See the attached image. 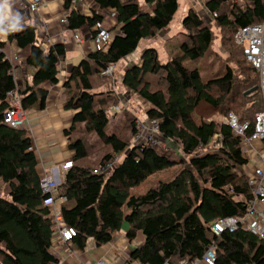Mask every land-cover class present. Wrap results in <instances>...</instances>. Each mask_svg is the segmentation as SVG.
Instances as JSON below:
<instances>
[{
  "label": "trees",
  "instance_id": "16d2710c",
  "mask_svg": "<svg viewBox=\"0 0 264 264\" xmlns=\"http://www.w3.org/2000/svg\"><path fill=\"white\" fill-rule=\"evenodd\" d=\"M92 1L99 9L113 10L115 24L104 25L114 32L112 39L105 49H90L73 65L63 87L68 92L65 107L74 110L65 133L69 136L80 124L112 152L104 153L99 168L130 143L136 115L127 112L125 127L109 133L108 109L118 105L117 97L107 90L95 91L104 79L93 81V76L134 53L143 40L160 37L177 12L179 0H142L143 4L138 0ZM246 1L250 4L240 6L228 0H206L204 6L211 18L207 22L188 9L181 21L186 38L178 54L163 62L157 48L147 46L124 71L121 85L146 103L147 119L158 121L160 135L178 144L187 157L170 180L138 194L131 192L134 186L179 161L148 145H135L127 147L125 156L110 170L96 173L95 166L83 163L88 152L80 138L68 141L72 166L65 171L58 192H43L31 138L24 128L3 121L10 107L6 92L17 85L23 109H45L49 87L58 82L65 46L62 42L43 46L34 23L15 32L11 25L6 28L0 48L13 43L24 50L23 62L31 73L15 80L11 70L16 66L0 51V179L5 187V191L0 189V264L56 262L53 207L47 203L52 197L60 199L62 221L75 229L69 242L78 247L89 238L97 246L110 242L124 222L129 225V239L140 232L143 240L124 264L132 260L178 264L183 257H201L208 245L215 247L216 264H264V239L242 227L219 234L212 230L219 218H241L247 213L252 193L244 172L237 168L247 165L249 159L241 137L227 123L199 118L200 112L205 116L221 111L224 119L233 112L240 121H252L262 107L258 73L233 39L238 27L263 17L264 0ZM63 5L68 8L67 2ZM66 19L71 31L93 28L96 21L103 20L95 10L84 15L76 8L69 10ZM214 29L230 59L237 62L239 52L246 67L233 69L226 59L222 74L203 81L200 70L184 61L196 62L205 55L215 37ZM126 128L129 135L123 134Z\"/></svg>",
  "mask_w": 264,
  "mask_h": 264
},
{
  "label": "crops",
  "instance_id": "0c3cea01",
  "mask_svg": "<svg viewBox=\"0 0 264 264\" xmlns=\"http://www.w3.org/2000/svg\"><path fill=\"white\" fill-rule=\"evenodd\" d=\"M64 2H67L68 8H65ZM72 8H76L84 15H91L93 10L97 11L102 16L103 25L112 26L116 22V16L112 9H99L92 0H85L84 2L79 0H64L63 2L51 0L44 7H41L36 14V16H39V19L48 22V28L42 31V27H40L41 30L38 32L42 45L48 46L46 38L50 37L52 40L51 44L62 42L66 53L65 58L59 62L58 82L49 87L45 109L27 110L28 123L23 128L31 138V148L38 161V172L41 176L45 173L53 174L59 184L63 182L65 174L62 164L65 160L71 159L70 155L72 151L67 147V137L69 136L65 131L70 129L74 114V110L65 107L68 92L63 87V82L67 79L70 68L76 65L73 62L74 59L80 57L81 60L92 49V42L89 40L92 28L85 26L79 30L71 31V29L67 28V22L64 24L59 22V19L64 16L66 17ZM27 9L25 0H7V8L0 10V25L3 24V27H5V24L9 23L14 32L22 29L24 25L29 23H34L38 26L37 18L29 15ZM5 29H0V40L2 41L6 40L7 32ZM74 33L84 38L82 44H77L74 41ZM6 45H10L12 50H14L13 54L18 56L17 59L13 60L16 66L15 74L17 79H21L23 75L29 76L31 72L27 73L26 65L23 62L25 51H20L13 43ZM4 47L1 50L6 54ZM118 77L116 75L111 82V90L114 88L116 92L120 88H123ZM118 96L119 92L116 97ZM246 166H242L241 170L246 168ZM59 173H61V180ZM47 203L50 205L57 203L54 206L56 209H59L60 199L52 197L51 201H47ZM128 229L129 225L124 222L121 230L115 234L113 239L100 246L95 245L91 238L87 240L83 247H78L74 243L63 242L55 237L52 244V252L56 256V262L51 264H124L131 250L143 240L140 232H137L134 238L129 239L127 237ZM128 264L140 263L132 260Z\"/></svg>",
  "mask_w": 264,
  "mask_h": 264
},
{
  "label": "built area",
  "instance_id": "2783aa9c",
  "mask_svg": "<svg viewBox=\"0 0 264 264\" xmlns=\"http://www.w3.org/2000/svg\"><path fill=\"white\" fill-rule=\"evenodd\" d=\"M49 1L51 0H25L28 14L37 18V24L42 27V31L48 28V22L42 21L36 14L39 9L44 7ZM57 1L63 2L64 0ZM79 1L84 2L85 0ZM2 3H4V0H0V4ZM228 3H234L240 6L250 4V2L246 0H228ZM214 16H216L215 13L212 14V17ZM59 22L61 24L66 23V17H61ZM9 25L10 24L7 23L5 27H9ZM92 30L95 31L94 35H89V40L92 42V49H105L109 45L113 33L109 31L101 21H96ZM12 31L14 32L13 29ZM73 38L77 44L83 43L84 38L79 34L74 33ZM233 39L237 45L242 47L245 59L258 73L259 89L262 95V107L254 114L252 121H240L236 114L229 112L224 122L231 127L235 135L241 137V142L248 159L253 156L256 159V163L250 165L245 170H241L246 176L247 183L252 193V199L249 201L247 213L241 218L234 216L219 218L213 222L212 230L216 234H219L225 230L235 231L238 227H242L257 237L264 239V2L263 17L257 22L238 27L234 32ZM40 41L42 40L40 39ZM46 41L51 45L52 40L50 37H47ZM17 58L18 56L14 55V58L10 59L13 62V60ZM112 71V66H108L101 72V75L111 74ZM11 73L16 80L15 68H12ZM6 100L10 102V107L4 112L3 121L10 126L23 128L28 123L27 110L23 109L21 106V95L18 92L17 85L14 89L6 92ZM118 107L119 105L112 106L110 108L111 112H114ZM158 124V121L153 119L148 120L146 116L136 119V131L132 137V142L139 146L160 144L161 135L159 133ZM248 130L250 131L248 132ZM118 156L119 155L115 154L111 160L95 169V172L102 173L110 170L119 160ZM71 166L72 162L67 160L63 162L62 169L66 171ZM58 185V181L54 179L52 174L45 173L41 176L40 186L43 192L55 195L58 192ZM48 201H51V199ZM51 206L53 207V228L56 237L63 242H69L75 235V229L66 226L62 221L59 209H56L54 204H51ZM178 264H216L215 247L214 245H208L205 247L201 257H183L179 259Z\"/></svg>",
  "mask_w": 264,
  "mask_h": 264
},
{
  "label": "rangeland",
  "instance_id": "374dc122",
  "mask_svg": "<svg viewBox=\"0 0 264 264\" xmlns=\"http://www.w3.org/2000/svg\"><path fill=\"white\" fill-rule=\"evenodd\" d=\"M206 0H179V8L177 12L175 13L171 23L169 24L168 28L156 39H145L141 42L140 46L137 48L136 52L132 53L131 55L125 57L122 59L118 64H115L112 66L113 71L111 74L101 75V74H95L93 76V81H101V79H104V83L99 84L98 88L95 91H110L114 96L118 95L117 97V104L119 105V110H114L115 113L111 112L110 109H108V116L109 121L107 125V130L109 133L113 132L115 129L118 128V126L123 125L124 126V119L126 120V117L124 116L127 112L131 113V115H136L135 118V125H136V119L138 118H144V110L146 109L147 105L144 101H141L138 97H135L133 93H130L123 88H120L117 92L115 89H112L111 82L112 80L117 76L118 80L121 81L122 75L125 68L128 67L131 63L137 62L139 55L142 51V48L145 46H153L156 47L159 53V58L161 61H166L170 56L176 55L179 52V45L182 41L186 38V31L183 33V27L181 24V21L183 17L186 15L188 9H193L196 11L200 16H202L205 21H209L210 14L208 13L207 9L205 8ZM139 3L143 4L142 0H138ZM106 20V18H105ZM0 29L4 30L5 27H3V24L0 25ZM6 30V29H5ZM40 26H37V32H39ZM7 32V30H6ZM112 33H114L112 31ZM215 37L213 38L212 43L209 46V49L205 53L203 57H201L198 61H191V60H185L184 62L191 68H198L201 72V76L203 81L208 80L212 77H215L218 74H222L225 70V60L227 64H230L233 69L239 68V66L246 67V64L243 60V57L237 52V62L230 59L229 54L225 52V50L222 48V46L219 44V36L218 31L214 29ZM1 37V36H0ZM4 50L9 58L14 57V50H12V47L10 45H6L4 47ZM24 53V52H22ZM24 57V56H23ZM82 58V57H81ZM80 61V57L78 59H74V63L77 64ZM102 76V77H101ZM25 77V75H23ZM101 78V79H100ZM107 82V83H106ZM106 94V93H105ZM112 104V103H111ZM110 104V105H111ZM210 120H217V121H223L224 122V113L219 111V113H206L204 116L203 113L200 112V119L207 118ZM146 121V120H145ZM124 135H129L130 130L128 131L127 128L123 131ZM75 138L83 139V141L86 143L88 157L83 161L85 165H90L91 167L95 166V169H97V165L102 159L104 153L111 152L109 150V147L104 145L102 142H99L97 135L94 133L86 132L83 127L80 124H77L76 129L72 131V133L69 135V138L67 137V140H74ZM133 138L131 137L130 143L127 142V146H125L119 153H118V159H122L123 156L127 153V147L130 148V146H135L136 144L132 142ZM161 142L160 144H153L150 145L153 148H155L160 153H163L165 155L171 156L173 158H176L177 163L168 166L167 168L160 170L153 175H150L149 177L143 179L140 184H137L131 189V192L133 194L141 193L147 189L150 188H158V186L163 182L170 180L175 174H177L180 169L184 166L185 162L187 161V157L184 156L180 150L178 149V144L175 142L168 141L164 139L162 136L160 138ZM139 146V145H137ZM68 147V146H67ZM72 156V154L70 155ZM69 159V158H68ZM70 160V159H69ZM67 161V160H65ZM64 161V162H65ZM256 163V159L251 156L249 158V162L246 166L249 167L250 165H254ZM244 168L243 170H245ZM94 169V170H95ZM238 172H241V168H237ZM53 175V174H52ZM54 177V175H53ZM59 178L61 180V173H59ZM54 179L58 181L55 177ZM59 183V182H58ZM0 189L5 191L4 182L0 179ZM3 192L0 191V194ZM54 205H57L54 204Z\"/></svg>",
  "mask_w": 264,
  "mask_h": 264
},
{
  "label": "clouds",
  "instance_id": "9594fccd",
  "mask_svg": "<svg viewBox=\"0 0 264 264\" xmlns=\"http://www.w3.org/2000/svg\"><path fill=\"white\" fill-rule=\"evenodd\" d=\"M7 8V0H4L3 4H0V10Z\"/></svg>",
  "mask_w": 264,
  "mask_h": 264
},
{
  "label": "bare ground",
  "instance_id": "6f19581e",
  "mask_svg": "<svg viewBox=\"0 0 264 264\" xmlns=\"http://www.w3.org/2000/svg\"><path fill=\"white\" fill-rule=\"evenodd\" d=\"M256 113V112H255Z\"/></svg>",
  "mask_w": 264,
  "mask_h": 264
}]
</instances>
